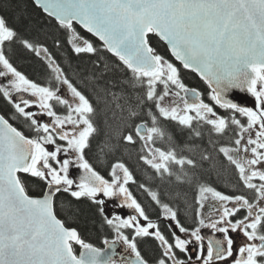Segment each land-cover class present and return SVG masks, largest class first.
<instances>
[{"label":"snow or ice","instance_id":"6c2138e0","mask_svg":"<svg viewBox=\"0 0 264 264\" xmlns=\"http://www.w3.org/2000/svg\"><path fill=\"white\" fill-rule=\"evenodd\" d=\"M0 264H264V0H0Z\"/></svg>","mask_w":264,"mask_h":264},{"label":"trees","instance_id":"16d2710c","mask_svg":"<svg viewBox=\"0 0 264 264\" xmlns=\"http://www.w3.org/2000/svg\"><path fill=\"white\" fill-rule=\"evenodd\" d=\"M161 50H163V49H161ZM183 74H191L192 75L193 73H190L189 71L184 70ZM194 79L196 81L188 79L187 83H191V84L197 83L198 80L196 78H194ZM140 175H142V173L138 174V178H139ZM213 178H215V174L214 173H213ZM217 184H219V185H222V184L223 185H229L231 187V184L228 183V175H225L220 180H218ZM86 238L89 239L91 242L96 243L97 246H100L99 241L97 240L96 234L94 232L87 233L86 234Z\"/></svg>","mask_w":264,"mask_h":264},{"label":"flooded vegetation","instance_id":"af4514ba","mask_svg":"<svg viewBox=\"0 0 264 264\" xmlns=\"http://www.w3.org/2000/svg\"><path fill=\"white\" fill-rule=\"evenodd\" d=\"M183 77H184V80H185V82L187 83V81H188V79H190V80H194V81H196L194 78H196L197 80H198V77H196L194 74H183ZM198 83V82H197ZM197 83H195V84H191V83H187V84H189V85H196ZM204 87H206V86H204V85H202V82H201V90L204 88ZM219 185V184H218ZM219 187L221 188V189H230L231 187L229 186V185H219ZM133 191H134V193L137 195V196H140V198L141 199H143V197L141 196V194L135 189V187H133V189H132ZM102 246V245H101Z\"/></svg>","mask_w":264,"mask_h":264}]
</instances>
